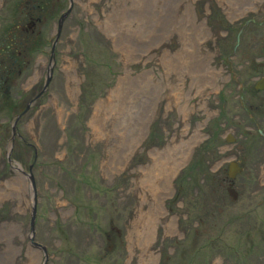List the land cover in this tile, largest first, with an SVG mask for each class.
<instances>
[{
    "label": "rangeland",
    "instance_id": "374dc122",
    "mask_svg": "<svg viewBox=\"0 0 264 264\" xmlns=\"http://www.w3.org/2000/svg\"><path fill=\"white\" fill-rule=\"evenodd\" d=\"M34 1L0 0V264L44 259L34 149L46 264H264V0ZM187 7L203 63L180 79L161 56L192 48ZM118 37L147 50L126 61Z\"/></svg>",
    "mask_w": 264,
    "mask_h": 264
},
{
    "label": "bare ground",
    "instance_id": "6f19581e",
    "mask_svg": "<svg viewBox=\"0 0 264 264\" xmlns=\"http://www.w3.org/2000/svg\"><path fill=\"white\" fill-rule=\"evenodd\" d=\"M251 3L253 4L254 2H251ZM239 7L241 8V6H239ZM189 8L190 7H187V13L184 14V16H183L184 20L186 22V25H185V22H181L182 25L179 24V25L175 26L174 29H173V32H175V35H176V38H177L178 41L181 38H183V39L185 38V40L189 41V44L192 45L191 46L192 48L187 49V50H183L182 53H181V50L177 51L176 49H174V50L171 51V50L168 49L165 52L163 51L164 53L161 56V61L163 62V65L168 70L173 71V74L179 75L178 78L180 77V79H181V73L179 74L178 71H180L183 66L185 67L186 70H189V71L195 70V69L196 70H200L201 63H203L202 62L203 61L202 50L200 49V46H201V41H202L201 39L204 36L205 32L203 30L202 23L200 21L198 22V20L196 19V16L194 15V13H193V18L191 19L190 15H189V11H188V10H190ZM141 28H143L142 25H141ZM127 30L129 32L131 31V32H135V33L137 31H140L139 29H136V28H128ZM169 34H170V32H166V35H169ZM141 35H142V33H141ZM127 43H128V45H127ZM145 45L146 44H143L141 41H129V42H126L125 38H120V37H118L116 39V46L121 50V52H122V54L124 56V59L126 61L133 60V57H131V56L136 53L134 51V49L131 48L132 46H135L136 50H139V49L143 48V50L146 51L147 48L145 47ZM130 77H131L130 73L128 71H126L123 75H121L119 77L118 84L121 86L123 83H126L125 80L129 79ZM116 88H118V86H116ZM114 93L115 92H113V94ZM174 170H175V167H171L169 169L167 175H166V173H163L161 175L156 176L155 178L152 177L153 178L152 181L156 185L155 190L153 189V193L152 194L154 196L155 203H157L156 204V209L160 213L163 211V209L160 208V205H158V203H161L162 197H165V195H166L165 190L167 188H169V185H168L169 176H170L171 173L174 172ZM155 214L158 216L157 213H155Z\"/></svg>",
    "mask_w": 264,
    "mask_h": 264
},
{
    "label": "water",
    "instance_id": "95a60500",
    "mask_svg": "<svg viewBox=\"0 0 264 264\" xmlns=\"http://www.w3.org/2000/svg\"><path fill=\"white\" fill-rule=\"evenodd\" d=\"M70 9H71V6L69 5V6L67 7V9H66L65 11H63V12L60 14V16H59V18H58V21H57V31H56V35H55V39H54V41H53V45H52V47L54 46V44H55V42H56V40H57V38H58V36H59V34H60V30H61V27H62V22H63L65 16L67 15V13L70 11ZM30 24H31V23H28V26H30ZM48 79H49V77H48ZM48 79H47V80H48ZM26 108H27V107H26ZM25 110H26V109H25ZM25 110H24V111H25ZM24 111H23V112H24ZM19 115H20V114L16 115V116H15V119H14V121H13L11 138L14 137V123L16 122V120H17V118L19 117ZM9 154H10V150H9V152H8V160L11 161V158L9 157ZM232 164L236 166V162H233ZM29 168H31V165L29 166ZM238 170H240L239 167H238ZM236 172H237V169H236ZM28 176H29V178H30V180H31L32 190H33V192H35V184H34L33 176H32V174H31L30 172L28 173ZM35 210H36V205H35V199H34V203H33V206H32V213H31V220H30V231H31L30 238H31L32 243H33L34 245H37V246L42 247L43 250L45 251V247H44V246H41L39 243L33 241V236H34V217H35ZM45 253H46V251H45ZM45 262H46V258L44 259L43 264H45Z\"/></svg>",
    "mask_w": 264,
    "mask_h": 264
},
{
    "label": "trees",
    "instance_id": "16d2710c",
    "mask_svg": "<svg viewBox=\"0 0 264 264\" xmlns=\"http://www.w3.org/2000/svg\"><path fill=\"white\" fill-rule=\"evenodd\" d=\"M32 1H34V0H32ZM47 0H36V1H34L35 3H36V8L35 9H33V11H38V12H40V13H43V11H42V8H43V5L45 4V2H46ZM31 50H33V49H35V47L34 46H31V48H30ZM29 49V50H30ZM30 50V51H31ZM14 62H11V64H13Z\"/></svg>",
    "mask_w": 264,
    "mask_h": 264
}]
</instances>
